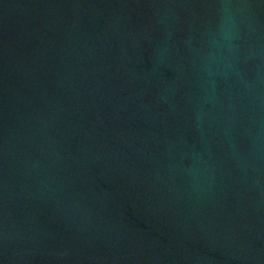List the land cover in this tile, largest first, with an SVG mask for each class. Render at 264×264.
<instances>
[{
    "label": "water",
    "instance_id": "obj_1",
    "mask_svg": "<svg viewBox=\"0 0 264 264\" xmlns=\"http://www.w3.org/2000/svg\"><path fill=\"white\" fill-rule=\"evenodd\" d=\"M0 264H264V0H0Z\"/></svg>",
    "mask_w": 264,
    "mask_h": 264
}]
</instances>
